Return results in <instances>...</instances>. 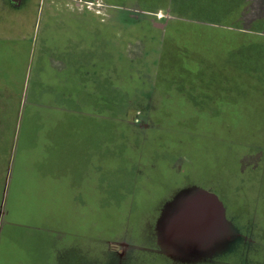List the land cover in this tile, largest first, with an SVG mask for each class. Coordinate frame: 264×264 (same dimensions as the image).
<instances>
[{
  "label": "crops",
  "instance_id": "obj_1",
  "mask_svg": "<svg viewBox=\"0 0 264 264\" xmlns=\"http://www.w3.org/2000/svg\"><path fill=\"white\" fill-rule=\"evenodd\" d=\"M73 1L0 0V146L9 160L0 264H86L78 235L116 187L131 207L158 206V237L146 238L144 258L197 262L218 240L226 209L215 193L178 184L198 173L210 185L205 175L229 157L233 125L208 122L223 112L216 100L248 116L264 103L244 96L258 81L245 64L253 35L264 33L256 29L262 0H106L115 8L104 17ZM213 27L229 41L211 36ZM169 33L178 34L177 43ZM132 111L139 115L130 120ZM114 125L121 128L108 143ZM199 193L217 198L223 218L206 244L193 247L182 243L177 226L187 207L199 208ZM206 210L215 223V206L208 202ZM123 239L137 245L135 238L117 241ZM106 250L112 264L139 257Z\"/></svg>",
  "mask_w": 264,
  "mask_h": 264
},
{
  "label": "rangeland",
  "instance_id": "obj_2",
  "mask_svg": "<svg viewBox=\"0 0 264 264\" xmlns=\"http://www.w3.org/2000/svg\"><path fill=\"white\" fill-rule=\"evenodd\" d=\"M138 19L140 20L139 17ZM150 19L155 22L160 21L154 17ZM141 21L136 23L140 24ZM164 21L161 22L164 23ZM209 33L214 37L215 34L221 33L219 38L223 37V40H220L223 43H227L231 37L226 31L223 32L217 27L211 28ZM262 36L264 38V35ZM138 115L137 111H132L129 118L132 120ZM173 125L177 124L172 123L171 125L174 131ZM252 127L254 128L250 130ZM113 128L116 129V134L107 133L108 143L111 137H118L121 126L114 125ZM262 128L264 125H233L230 129L232 137L230 145L227 150L225 147L229 157L226 162H221L222 166L217 172L205 175L208 176L211 184L200 181L198 173L195 180L185 179L178 184L179 187L188 185L215 193L226 209V223L220 227L219 238L213 247L202 254L207 255L205 258L202 257L203 259L197 262L176 261L161 256L144 258L145 255H150L146 254V251L151 249L146 238L149 235L158 237V227H154L160 214L158 206L152 209L145 208L144 204L138 202L136 207L140 206L139 208L131 207L127 195L121 193L116 187L114 191L101 197L98 213L88 219V224L90 223L88 231L78 235L84 239V242L76 241L75 245L83 246L85 263L112 264L106 250L109 246L120 257L126 255L127 251L134 250L133 255L139 257L136 256L134 262L128 261V264H264V221H260L259 216L257 220V217L255 218V209L257 211L261 205L264 206V202L262 204L259 201L260 191L264 184V129ZM213 130L216 129L213 127ZM217 130L223 133L219 128ZM251 133H255L254 137ZM162 136L164 137L163 134ZM236 144L241 146L240 149L235 146ZM213 151H215L214 148ZM8 161V154L6 156L5 150L0 146V221L3 213V180L7 175ZM223 166L225 169H222ZM241 173H244V176L240 177ZM151 177L152 174H150V179ZM151 186L149 185L146 192L140 193V197H147ZM50 229L53 230L49 228L48 233L51 232ZM121 237L135 238L137 245L134 246L133 241L127 239L117 241ZM159 244L157 248H162L163 246ZM144 246L147 247L144 248Z\"/></svg>",
  "mask_w": 264,
  "mask_h": 264
},
{
  "label": "trees",
  "instance_id": "obj_3",
  "mask_svg": "<svg viewBox=\"0 0 264 264\" xmlns=\"http://www.w3.org/2000/svg\"><path fill=\"white\" fill-rule=\"evenodd\" d=\"M236 2V6L239 4L237 3L238 0H235ZM261 7H262V10H264V0L261 1ZM260 25V27L256 28V29H259L261 31L264 30V20H261L260 23H258ZM258 25V26H259ZM264 33L262 34H256V35H253L254 37H252V40H251V46H250V49L248 51V60H247V65L245 64V68H246V72H249L250 76H251V80H252V77L253 76H256L258 75V81L257 82H249V87L248 85H246V87L244 88V96H245V100H249L251 99V103L254 102V100L258 101L260 100L261 102L263 101V97H264V38L263 36ZM178 34L177 33H169L168 34V39L170 40V42H176L178 41ZM254 38V39H253ZM236 91H238L236 89ZM250 93V94H249ZM225 100H222L219 101V100H216V102H218L217 104V110H221L223 112H219L217 114H214L213 117L211 118V121H208L210 122L212 125H224L226 122H228L227 125H264V117L261 116V105L264 106V103H258L260 104L259 105V108L260 110H258V114H252V116H248V113L243 114L240 113V112H236V113H228L227 111V108L225 106ZM167 105V103H162L161 105ZM177 104V102H176ZM225 106V110H224V107ZM243 109L246 110V104L243 105ZM223 108V109H222ZM235 109L237 110H240L238 109V106H235ZM177 110V109H176ZM224 112H227L228 114H225ZM159 118L161 119L163 117V115L160 113L159 115ZM171 125L172 123L174 124H177L178 123V114L177 112L176 113H172L171 115ZM208 116V115H207ZM203 119H204V122H202L203 124L202 125H206L205 124V120L207 121V119L205 118V115H203ZM208 120H210L208 118ZM223 136V135H221ZM237 146L239 149L241 146L239 145H235ZM223 163V161H222ZM222 163L220 162V167L222 166ZM222 169H225V167L223 166ZM241 176H244V173H241L240 174V177ZM264 182V181H263ZM259 201L260 203L264 202V184H263V187L260 191V196H259ZM257 214V215H256ZM258 216L260 217V221H264V206L261 205V207L259 208V210L256 211L255 209V218L256 220L258 219Z\"/></svg>",
  "mask_w": 264,
  "mask_h": 264
},
{
  "label": "water",
  "instance_id": "obj_4",
  "mask_svg": "<svg viewBox=\"0 0 264 264\" xmlns=\"http://www.w3.org/2000/svg\"><path fill=\"white\" fill-rule=\"evenodd\" d=\"M158 27H163L162 24H156ZM195 203L199 205L198 209L192 211V209L187 207L179 216L180 226H177L179 232L177 236L187 240V243L182 242L184 245L188 246H201L206 244L207 241L213 236L217 225L221 224L223 218V210L221 205L217 202V198L214 195L199 193L195 198ZM211 202L215 206V223L210 224L208 218V211L206 210V205ZM176 229V225L174 226ZM176 245H181L178 241L172 242Z\"/></svg>",
  "mask_w": 264,
  "mask_h": 264
},
{
  "label": "built area",
  "instance_id": "obj_5",
  "mask_svg": "<svg viewBox=\"0 0 264 264\" xmlns=\"http://www.w3.org/2000/svg\"><path fill=\"white\" fill-rule=\"evenodd\" d=\"M73 4L76 8L86 7L92 12L101 14L102 17L105 16V14H103L104 10L115 8V6L109 5L106 0H74ZM101 11L103 12L101 13Z\"/></svg>",
  "mask_w": 264,
  "mask_h": 264
}]
</instances>
